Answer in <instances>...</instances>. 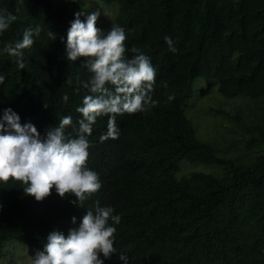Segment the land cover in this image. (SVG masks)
Segmentation results:
<instances>
[{
    "label": "trees",
    "instance_id": "16d2710c",
    "mask_svg": "<svg viewBox=\"0 0 264 264\" xmlns=\"http://www.w3.org/2000/svg\"><path fill=\"white\" fill-rule=\"evenodd\" d=\"M96 1L114 5L110 25L124 28L126 56H133L135 46L150 57L155 106L116 116V139L101 140L109 117L97 119L87 137V167L98 173L102 186L84 207L54 188L38 202L19 181L0 182V259L11 243L31 254L42 250L50 232L67 235L99 201L121 217L114 225L117 254L105 264H123L122 251L128 264H264V0ZM84 8L78 0H0V10L17 17L0 33V115L10 107L42 138L64 116L72 117L66 137L77 134L82 116L76 108L89 94L83 83L91 73L83 58L67 60L65 46L70 22ZM36 26L41 32L23 50L20 69L4 45ZM50 30L57 34L54 41ZM199 77L206 84L199 95L214 87L223 98L237 96L228 101L215 92L219 107L209 112L230 124L221 128L217 122L208 140L197 136L186 114ZM183 160L222 166V174H180Z\"/></svg>",
    "mask_w": 264,
    "mask_h": 264
},
{
    "label": "clouds",
    "instance_id": "9594fccd",
    "mask_svg": "<svg viewBox=\"0 0 264 264\" xmlns=\"http://www.w3.org/2000/svg\"><path fill=\"white\" fill-rule=\"evenodd\" d=\"M101 8L89 13L76 12L67 30V60L75 62L83 58V66L91 73L83 83L89 94L76 108L82 116L76 136L65 135V129L72 125L71 116L61 118L55 127L50 126L42 138L33 123H21L20 116L10 107L0 115V182L19 181L24 185V193L38 202L51 195L54 188L61 198L74 195L76 199L70 202L84 207L85 201L102 186L98 173L87 167L90 147L87 137L92 134L97 119L109 117L101 140L116 139L119 135L116 116L146 112L155 106L149 95L156 78L150 57L133 46V56L128 58L124 28L112 25L105 34L97 27ZM81 16L86 18L82 20ZM16 19L7 9L0 10V33L7 31ZM40 32V26L25 29L22 40L6 43L3 52L15 57L18 67L24 69L23 50L33 45V37ZM47 35L52 41L57 38L52 30ZM60 39L64 41L63 37ZM164 39L175 52L171 38ZM3 80L0 76V83ZM68 99L67 94L62 96L65 103ZM113 213L112 207H101L97 201L95 210L87 209L79 225L69 228L67 235L58 230L50 232L31 264H105V260L117 254L114 225L120 223L121 217ZM76 222L73 216L72 223ZM118 256L123 264H128L126 251Z\"/></svg>",
    "mask_w": 264,
    "mask_h": 264
},
{
    "label": "rangeland",
    "instance_id": "374dc122",
    "mask_svg": "<svg viewBox=\"0 0 264 264\" xmlns=\"http://www.w3.org/2000/svg\"><path fill=\"white\" fill-rule=\"evenodd\" d=\"M66 1V0H64ZM77 1V0H75ZM80 5L85 7L84 10L86 13L96 10L97 8H101V15L97 21V27L101 28L103 31H108L111 28V17L113 12L114 5H109L113 7H106L96 0H78ZM79 11H81L79 9ZM106 13V15L104 14ZM206 86L203 78H196L192 83V95L187 101L186 104V114L192 120L193 124L196 126L197 136L202 137L205 140L212 138L216 132L214 126L217 122L220 124L221 128L229 126V122L222 117L221 114H216L214 116L211 112H209V108H218L214 104L215 100H219V97L224 100H233L236 97L232 98H223L220 96L215 88H211L209 93L206 95H199V90ZM219 97L217 96V94ZM221 109L227 111L228 106L223 105ZM217 118V119H216ZM180 164L183 163L180 167V174H185L193 171H201L204 173H210L212 175H221L222 174V166L219 165H207L203 163H188L186 161H180ZM8 253L6 257L0 259V264H31L33 256L35 254H31L30 250L26 247H22L18 244H8L7 245ZM30 258V259H29Z\"/></svg>",
    "mask_w": 264,
    "mask_h": 264
}]
</instances>
